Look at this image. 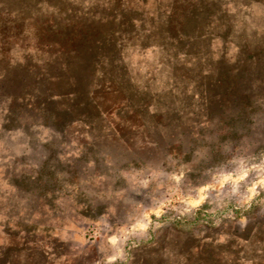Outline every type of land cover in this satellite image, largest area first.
<instances>
[{
  "label": "rangeland",
  "instance_id": "obj_1",
  "mask_svg": "<svg viewBox=\"0 0 264 264\" xmlns=\"http://www.w3.org/2000/svg\"><path fill=\"white\" fill-rule=\"evenodd\" d=\"M0 264H264V0H0Z\"/></svg>",
  "mask_w": 264,
  "mask_h": 264
},
{
  "label": "trees",
  "instance_id": "obj_2",
  "mask_svg": "<svg viewBox=\"0 0 264 264\" xmlns=\"http://www.w3.org/2000/svg\"><path fill=\"white\" fill-rule=\"evenodd\" d=\"M236 70V69H235ZM67 77L69 74L66 75ZM237 80L233 83H229L227 81H220L219 85L221 88V94H222V101H225L227 104V107L229 109H234L236 112V119L239 121L240 119H252V116L255 114H258L262 111V104L258 101H252L250 96L245 93L243 88V82L245 81L246 73L243 71V69H237ZM76 88V91L74 90V93L72 95H67L64 98H71V101L74 102L75 107L77 109L83 110V109H89L90 103L88 100L83 101L79 97H81V93L77 91V86L73 85ZM235 99V100H233ZM236 103V106H235ZM230 110V112H231ZM235 115V114H234ZM49 122L53 124V126L57 128L65 127L66 121L62 114H51L48 117ZM81 120V119H80ZM85 120V119H84ZM255 122V121H254ZM254 122H251V124L254 125ZM254 127L249 129V132L254 131Z\"/></svg>",
  "mask_w": 264,
  "mask_h": 264
},
{
  "label": "clouds",
  "instance_id": "obj_3",
  "mask_svg": "<svg viewBox=\"0 0 264 264\" xmlns=\"http://www.w3.org/2000/svg\"><path fill=\"white\" fill-rule=\"evenodd\" d=\"M4 243H7V241L5 240Z\"/></svg>",
  "mask_w": 264,
  "mask_h": 264
}]
</instances>
